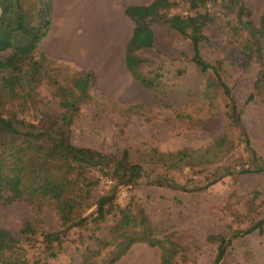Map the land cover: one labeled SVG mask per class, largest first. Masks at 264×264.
<instances>
[{
	"label": "trees",
	"instance_id": "1",
	"mask_svg": "<svg viewBox=\"0 0 264 264\" xmlns=\"http://www.w3.org/2000/svg\"><path fill=\"white\" fill-rule=\"evenodd\" d=\"M167 2L170 0H153L147 6L126 9L134 23L125 46L126 68L144 89L164 90L160 67L152 76L145 74L146 61L139 53L155 47L157 25L169 26L185 38L194 36L193 55L184 56L206 76L205 102L211 107L224 105L226 131L206 148L160 153L158 169L148 171L129 150L116 155L74 144L73 124L82 105L94 102L91 89L98 79L92 70H77L41 51L51 27L53 0H0V206L48 204L59 222L57 230L49 231L26 222L21 230L24 242L11 230L0 227V264H39L42 260V264H48L64 252L69 232L91 231L93 225L92 239L98 250L85 264H116L140 243L159 249L160 264L187 263L190 248L170 235L161 237L145 210L133 201L125 207L119 204L120 190L136 189L147 179L157 187L195 192L179 185L173 174L188 169L200 174L214 166L215 172L205 178L208 185L198 190L208 189L225 177L264 175V158L253 148L243 109L225 79L224 60L211 62L202 54V45L210 40L208 30L218 15L225 18L230 12L234 23L225 18L232 35L230 44L248 65L257 66L253 91L245 104L264 97V14L257 19L244 0H176L165 13L142 22ZM176 8H183L186 14L169 16ZM63 66L75 69L72 80L61 79ZM185 74L186 69H182L176 76L182 78ZM44 85L53 91L60 113L42 109L37 101L38 89ZM2 91L11 102L21 101L23 107H5ZM134 109L132 105L130 110ZM227 146L229 149L224 151ZM103 183L107 190H101ZM236 218H241L239 222L244 226L227 235H208L207 242L216 247L213 264L224 263L236 240L264 233L261 216L243 221L244 216L238 214ZM23 243L34 249L40 247L44 257L31 262Z\"/></svg>",
	"mask_w": 264,
	"mask_h": 264
},
{
	"label": "rangeland",
	"instance_id": "2",
	"mask_svg": "<svg viewBox=\"0 0 264 264\" xmlns=\"http://www.w3.org/2000/svg\"><path fill=\"white\" fill-rule=\"evenodd\" d=\"M152 1L76 0L74 4L80 17L85 18L83 15L88 9L89 16L92 17L93 11L98 15V18L96 16L87 21L89 23H84L86 26L81 29L82 33L88 30L89 45L94 47L96 59L71 64L77 70L94 71L98 79L96 87L91 89L94 102L82 105L73 124L74 144L116 155L129 150L132 157L148 171L158 169L160 153L183 148H206L226 131L224 105L218 103L211 107L205 102L203 89L206 76L185 57L193 55L194 36L185 38L169 26L157 25L154 27L155 47L139 53L146 61L143 65L145 74L152 76L160 67L162 83L166 85L164 90L144 89L127 70L125 45L132 35L134 23L126 14V9L130 6H147ZM174 1L161 4L154 14L142 19V22L147 23L153 16L165 13ZM244 1L257 19L264 14V0ZM184 14L183 8L169 12V16ZM225 14L228 22L234 23L231 13ZM64 15L68 17L67 13ZM225 18L218 15L217 22L208 30L210 40L202 45V54L211 62L224 60L227 69L225 79L234 88L237 102L243 109L253 148L264 158V97L245 104L253 91L257 66L248 65L230 44L232 35L226 27ZM182 69H186V74L179 78L176 73ZM74 71L71 67L63 66L61 79L65 82L66 79L72 80ZM2 95L5 107H23L21 101L13 103L5 92L2 91ZM36 99L40 101L42 109L60 113L61 108L53 98L51 88L45 85L40 87ZM132 105L136 109L130 110ZM216 169L215 166L207 167L200 174L188 169L183 174H173L179 185L197 190L195 192L157 187L144 179L136 189H121L118 203L125 207L133 201L145 210L161 237L170 235L173 240L189 247V262L182 264H213L216 247L207 242L208 235H227L233 229L244 226L239 222L241 218H236L238 214L244 216L243 221L256 216L264 218V175L225 177L208 189L198 190L208 185L205 178ZM100 188L107 190L104 183ZM26 222L35 223L39 229L47 231L59 228L54 208L48 204L41 207L26 203L0 206V227L11 230L22 242L25 237L21 230ZM95 228L93 225L92 230ZM92 230L69 232L64 252L48 264H85L92 252L98 250L92 239ZM24 246L29 250L31 262L44 257L40 247L30 248L26 243ZM116 264H160V251L146 243L136 244ZM223 264H264V233L236 240Z\"/></svg>",
	"mask_w": 264,
	"mask_h": 264
},
{
	"label": "crops",
	"instance_id": "3",
	"mask_svg": "<svg viewBox=\"0 0 264 264\" xmlns=\"http://www.w3.org/2000/svg\"><path fill=\"white\" fill-rule=\"evenodd\" d=\"M134 1L132 0V2ZM74 3H77L76 0H53L50 31L40 47L41 51L50 59L68 64L96 59V51L93 46L89 45L91 42L88 38L90 37L88 30L82 33L81 29L86 26L84 23H89L87 21L96 16L98 18V15L93 11L92 17L89 16L88 9L83 15L85 18L80 17ZM128 3L130 4V2ZM65 13L68 14V17H65ZM100 18L103 20L102 13ZM83 20L86 21L83 22Z\"/></svg>",
	"mask_w": 264,
	"mask_h": 264
}]
</instances>
